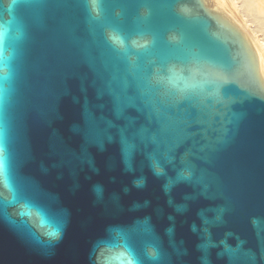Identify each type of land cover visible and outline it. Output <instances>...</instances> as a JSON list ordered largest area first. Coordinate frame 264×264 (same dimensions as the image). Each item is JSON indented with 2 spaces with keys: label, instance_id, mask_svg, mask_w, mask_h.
I'll return each mask as SVG.
<instances>
[{
  "label": "water",
  "instance_id": "obj_1",
  "mask_svg": "<svg viewBox=\"0 0 264 264\" xmlns=\"http://www.w3.org/2000/svg\"><path fill=\"white\" fill-rule=\"evenodd\" d=\"M0 264H264L244 32L207 0H0Z\"/></svg>",
  "mask_w": 264,
  "mask_h": 264
},
{
  "label": "bare ground",
  "instance_id": "obj_2",
  "mask_svg": "<svg viewBox=\"0 0 264 264\" xmlns=\"http://www.w3.org/2000/svg\"><path fill=\"white\" fill-rule=\"evenodd\" d=\"M207 1L211 6L222 12L244 32V34L255 49L260 71L264 78V41L262 39L260 40L259 38H257L255 30L249 29V27H247L249 25L247 21L245 24L238 18V16L235 15L232 6L229 4L230 2H228V0ZM243 7L245 8L244 10L247 13H250L254 16V20L256 19L259 24L264 25V0H243Z\"/></svg>",
  "mask_w": 264,
  "mask_h": 264
},
{
  "label": "rangeland",
  "instance_id": "obj_3",
  "mask_svg": "<svg viewBox=\"0 0 264 264\" xmlns=\"http://www.w3.org/2000/svg\"><path fill=\"white\" fill-rule=\"evenodd\" d=\"M228 2H230L229 4L232 6L235 15L238 16V18L243 23L246 24L247 21V23L249 24L247 27H249V29L255 30L257 38L264 41V25L259 24L256 19L254 20V16L252 14L247 13L244 10L245 8L243 7V0L242 2L241 0H228Z\"/></svg>",
  "mask_w": 264,
  "mask_h": 264
},
{
  "label": "snow or ice",
  "instance_id": "obj_4",
  "mask_svg": "<svg viewBox=\"0 0 264 264\" xmlns=\"http://www.w3.org/2000/svg\"><path fill=\"white\" fill-rule=\"evenodd\" d=\"M157 83L161 84L162 86H164V82L162 79H160L159 77H156ZM155 120L156 123L158 125L159 128V132L161 135H167L169 132H171L176 126L185 123L186 121L190 120L191 118L189 117V115H187V113H185V115L181 116V117H175L174 120L172 122H164L161 119H158L156 116ZM152 259H157L156 256H153Z\"/></svg>",
  "mask_w": 264,
  "mask_h": 264
}]
</instances>
